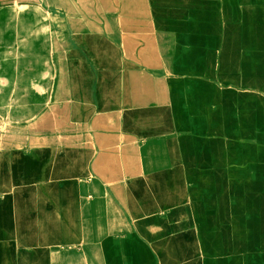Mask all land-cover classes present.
<instances>
[{
	"label": "crops",
	"instance_id": "obj_1",
	"mask_svg": "<svg viewBox=\"0 0 264 264\" xmlns=\"http://www.w3.org/2000/svg\"><path fill=\"white\" fill-rule=\"evenodd\" d=\"M186 11L0 42V264H264V0Z\"/></svg>",
	"mask_w": 264,
	"mask_h": 264
},
{
	"label": "rangeland",
	"instance_id": "obj_2",
	"mask_svg": "<svg viewBox=\"0 0 264 264\" xmlns=\"http://www.w3.org/2000/svg\"><path fill=\"white\" fill-rule=\"evenodd\" d=\"M212 1L221 2V0H0V42L21 39L22 32L23 36L26 37L27 34L31 39L69 37L110 39L116 35L133 32L149 20L157 21L170 16V12L178 15L188 14L186 10L191 5L207 2L211 4ZM7 52L4 44L0 43V55H8ZM263 236L264 234L261 237ZM208 237L209 235L203 236L201 245H198L202 253H206V248L209 249ZM188 251L191 252V248ZM156 257L158 259L157 254ZM208 258L210 256L202 254L198 261H192L191 264H213Z\"/></svg>",
	"mask_w": 264,
	"mask_h": 264
}]
</instances>
